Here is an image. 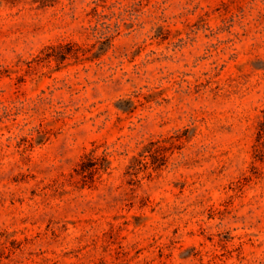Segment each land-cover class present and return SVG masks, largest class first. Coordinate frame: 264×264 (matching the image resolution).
Wrapping results in <instances>:
<instances>
[{
    "label": "rangeland",
    "instance_id": "1",
    "mask_svg": "<svg viewBox=\"0 0 264 264\" xmlns=\"http://www.w3.org/2000/svg\"><path fill=\"white\" fill-rule=\"evenodd\" d=\"M0 264H264V0H0Z\"/></svg>",
    "mask_w": 264,
    "mask_h": 264
},
{
    "label": "trees",
    "instance_id": "2",
    "mask_svg": "<svg viewBox=\"0 0 264 264\" xmlns=\"http://www.w3.org/2000/svg\"><path fill=\"white\" fill-rule=\"evenodd\" d=\"M77 46L76 43L68 42V43H60L56 46H49L47 48L48 51L45 53V56L43 59H54L57 63L63 62L68 59L70 53L72 52L73 48ZM65 50V51H64ZM156 145V146H155ZM155 146V148L152 150L151 147ZM148 151L150 156L154 161H160L159 165H162L166 161V147L163 145H160L158 141H151L145 148L146 152ZM87 160L82 161L80 163V169L78 170V173L81 174L83 178L86 177H92L97 172L100 171L101 167L98 166V160L99 157L96 156H86ZM142 163V161H139ZM147 162H145L146 164Z\"/></svg>",
    "mask_w": 264,
    "mask_h": 264
}]
</instances>
